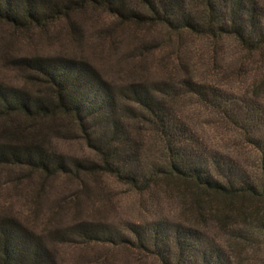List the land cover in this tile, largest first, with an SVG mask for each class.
Returning a JSON list of instances; mask_svg holds the SVG:
<instances>
[{
    "label": "rangeland",
    "instance_id": "rangeland-1",
    "mask_svg": "<svg viewBox=\"0 0 264 264\" xmlns=\"http://www.w3.org/2000/svg\"><path fill=\"white\" fill-rule=\"evenodd\" d=\"M71 3V0H52ZM203 25L206 0H189ZM264 11V0H253ZM44 23L17 27L0 19V82L48 95L37 73L16 63L21 55H69L91 62L121 95L132 82L162 89L173 111L202 144L236 159L253 176L262 154L245 130L217 106L189 90L191 79L264 107V46L248 48L235 36L174 29L157 19L143 0H126L137 14L122 15L99 4L75 0ZM132 103V102H131ZM124 118L135 157L151 176L137 185L102 169L101 155L79 126L61 112L0 117V136L42 140L63 155L72 170L49 174L27 165L0 164V218L11 216L41 235L59 264H164L132 244L92 241L78 235V221L105 223L126 233L130 223L159 217L196 225L230 253L235 264H264V197L226 196L171 172L167 145L139 105ZM84 165H77V162ZM151 170L153 173H151ZM144 176L142 175V180Z\"/></svg>",
    "mask_w": 264,
    "mask_h": 264
},
{
    "label": "trees",
    "instance_id": "trees-1",
    "mask_svg": "<svg viewBox=\"0 0 264 264\" xmlns=\"http://www.w3.org/2000/svg\"><path fill=\"white\" fill-rule=\"evenodd\" d=\"M75 0H71V3ZM86 1V0H83ZM122 14L134 15L126 0H87ZM157 19L174 29L205 31L235 36L248 48L264 46V11L253 0H206L207 21L193 14L189 0H143ZM52 0H0V19L17 27L44 23L66 12L72 5ZM16 63L37 73L50 93L43 95L0 82V117L61 112L79 126L88 144L102 157L98 164L134 184L147 183L151 176L135 157L134 143L124 113L139 105L150 115L167 145L172 173L208 190L226 196L264 197V107L239 106L224 93L191 79L189 90L217 106L240 128L262 154L261 172L253 176L236 159L207 148L188 124L173 111L162 89L132 82L120 100L113 84L89 61L69 55H21ZM162 92V93H161ZM132 102V103H131ZM0 136V164L27 165L49 174L72 170L63 155L37 138ZM77 165H84L77 162ZM151 173L152 170H151ZM142 175L144 179L142 180ZM264 233V221L260 225ZM76 233L88 240L132 244L157 255L164 264H235L230 253L204 229L168 217L146 223H130L126 233L109 224L78 221ZM0 264H59L41 235L17 218H0Z\"/></svg>",
    "mask_w": 264,
    "mask_h": 264
}]
</instances>
